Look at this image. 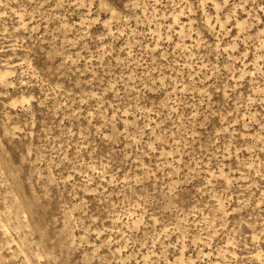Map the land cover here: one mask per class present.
<instances>
[{"label": "clouds", "instance_id": "clouds-1", "mask_svg": "<svg viewBox=\"0 0 264 264\" xmlns=\"http://www.w3.org/2000/svg\"><path fill=\"white\" fill-rule=\"evenodd\" d=\"M16 2L0 0V264H130L137 243L147 240L148 234L163 235L166 247H183L187 242L193 251L212 245L217 236L222 244L224 235L212 221H202L201 230L185 219L173 229L179 233L175 242L170 239L172 232L156 230L154 217L169 219L180 207L203 203L205 197L217 201L213 220L227 224L233 216L219 264H264V229L249 223L251 205L246 198L234 200L231 187L217 193L212 183L226 167L227 156L214 150L218 141L226 139L225 124L232 126L229 115L244 108L248 123L264 128V86H257L255 80L264 78V70L249 72L245 63L255 33L264 37V0H219L211 5L219 11L216 23L223 20L219 34L203 12L209 0H185V36L197 37L193 47L204 48L205 59L219 60L226 51L230 53L221 61L228 65L227 76L219 67L195 58L203 75L196 79L193 74L186 89L181 87L183 81L178 85L171 76L150 71L110 78L107 72L113 71L112 66L103 60L91 63L105 41L115 37L113 28L118 32L130 28L133 21L138 24V12L162 0L147 4L145 0H87L84 6L95 17L90 23L98 27L91 34L87 25L76 29L73 40L67 37L75 25H67L64 15L56 14L66 11L71 0L51 4L24 0L33 9L26 13L27 23L12 13ZM81 2L77 0L78 5ZM245 15L241 36L246 45L241 37L225 41L229 22L239 23ZM33 20L37 24L29 27ZM45 21L55 25L41 32L39 24ZM201 33H210L208 39L215 36V40L208 43ZM221 43L228 47H220ZM85 45L96 49L97 57L80 55L87 53ZM237 63L242 67L236 68ZM249 78H253L251 94L242 95ZM109 79L120 84L123 93L109 87ZM192 91L196 95L189 97ZM177 92H183V98ZM108 93L113 96L110 103L105 100ZM177 108L183 113L178 125L169 120L170 113L178 115ZM156 114L160 121H168L167 132L164 127H149ZM253 139L264 152V137ZM167 147L172 152L164 151L159 164L149 159ZM181 152L191 163L176 162ZM206 155L217 175L211 167L204 168ZM129 169L134 183L120 179ZM114 235L123 241L121 249H131L128 256L114 252Z\"/></svg>", "mask_w": 264, "mask_h": 264}, {"label": "rangeland", "instance_id": "rangeland-1", "mask_svg": "<svg viewBox=\"0 0 264 264\" xmlns=\"http://www.w3.org/2000/svg\"><path fill=\"white\" fill-rule=\"evenodd\" d=\"M49 2L51 4L52 0H49ZM86 2L87 0H82L78 5L77 0H71V3L66 5V11H57L56 13L57 15H64L67 25H75L68 34V40L75 39L72 33H75L78 28L87 25V32L91 34L98 27L90 23L95 17L84 6ZM145 2L147 4L148 0H145ZM218 4L219 0H209L210 6L203 9L210 22L216 25L217 34L222 30L220 24L223 23V20H220V24L216 23L215 17L219 15V11L217 7L211 5ZM44 7L48 8L49 5ZM52 7H55V5L52 4ZM31 12H33V9L29 8L24 0H17L12 5V13L17 17V20L23 19L25 23L28 20L26 13ZM41 13H43V9H41ZM223 15L226 17L228 15L227 11H224ZM138 19L140 22L137 24L133 21L130 28L121 29L118 32L113 28L112 31L116 33L115 37H110L109 40L105 41L103 51L99 53V57L91 60L93 65H97L103 60L112 66L113 71L107 72L108 77L115 76L117 79H121L130 77L133 73L141 74L150 71L153 74L160 73L164 77L171 76L178 85H181V81H183L181 87L186 89L189 83L193 81V74H195L196 79H200L203 75L200 69L196 67L197 59L195 58L205 64L219 67L224 76L229 75L227 63H221V61H226L230 53L226 51L219 60L215 57L205 59L206 50L202 47L198 49L193 47L197 43V37L195 35L185 36L184 25L188 22L185 0H162V2L138 12ZM246 19L247 15L241 18L239 23L229 22L225 41L228 39L235 41L237 37H241L242 42L246 45L247 42L243 41L241 36L244 32L242 25ZM35 24H37V21L33 20L32 24L28 26L32 27ZM54 25V21H45L44 24H39V27L41 32H47ZM5 26L10 28V25ZM17 27H19L18 24ZM252 31L255 32V29ZM201 35L205 40H208V43L215 40V36L211 40L208 39L210 33H201ZM252 39L253 37H249V40ZM62 40L63 37H61ZM219 46L228 47L226 43H221ZM85 47L88 49L87 53L80 52V55H84L86 58L97 57L96 49L89 45H85ZM262 48H264V37H261L257 32L255 33L254 47L245 52L247 71L256 73L264 70V55H261ZM73 51H77V49H73ZM118 63L120 67L116 68L115 65ZM83 64L84 61L82 60L81 65ZM124 65H127V68ZM33 66H36L35 63ZM235 67L239 69L242 66L237 63ZM205 71L207 70L205 69ZM255 80L257 86H264V78L255 77ZM252 85L253 78H249L247 90L241 88L242 95L251 94ZM108 86L115 87L123 93V87L120 84H115L112 79L108 80ZM104 91L107 93V88ZM177 95L183 98V92H177ZM187 95L194 97L196 93L192 91L188 92ZM112 99L111 93L105 96V100L109 103ZM175 112L178 115L170 113L169 120H175L176 125H178L179 121L183 119V113H180L179 108L175 109ZM109 114H111V110H109ZM159 115L156 114V116L151 117L154 123L150 124L149 127L157 129L164 127L165 132H167L166 125L168 121H160L157 119ZM261 115H264V113H261ZM248 116L249 113L244 108H240L238 113L229 115L228 121L232 126L229 128L228 124H225L223 136L226 139L218 141L214 150L217 154L223 152L227 156L224 161L226 167L223 169V175L220 179L218 181L214 179L212 183L216 185L217 193L222 192L226 187H231L233 189L231 195L234 200L237 197L246 198L251 205V220L249 223L257 229H264V152L260 151L262 145L259 141L253 139L257 135L264 137V128L249 124ZM131 119L133 117L129 116V120ZM171 131L175 135L177 127H172ZM171 143L172 141H169V145ZM164 151L171 153L172 149L171 147L161 149L159 150V156L150 157L149 159L159 164L160 156ZM212 151L210 150V154ZM175 159L181 165L185 162L191 163L188 155L183 152L177 155ZM171 160L172 157L170 156L169 163ZM202 162L206 170L211 167L212 173L217 175L209 155L203 157ZM145 163H148V160ZM137 175H139L138 172ZM120 179L128 180L129 183L135 182V177L130 169L127 172H122ZM216 202L210 197H205L203 203L197 202L187 207H180L179 213L175 214L174 217L170 215L169 219L161 220L159 217H154L157 225L156 230L162 233L172 232L170 239L175 242L179 233L173 232V229L180 228L185 219L192 228H201V230H203L202 221H212L219 230L220 235H224V243L218 244L217 241H219L220 236H217L212 245L207 247L202 245L199 251H193V248L188 247L187 242L183 247L175 244L174 247H166L163 235L152 238V234H148L147 240L137 243L135 259L130 258V264H209V262L219 264L220 249L228 243L225 233L232 228L234 221L232 215L228 217L229 223L227 224L213 220L212 209ZM144 219L147 221V217H144ZM108 226L105 225V227ZM141 231H143L142 227ZM247 231L251 234L250 229ZM112 238L117 240V244L113 249L117 255L128 256L131 253V249H121L120 244L123 241L119 236L114 235ZM213 248L216 249L215 252ZM161 249H164L163 253ZM253 255H256V253H253Z\"/></svg>", "mask_w": 264, "mask_h": 264}]
</instances>
